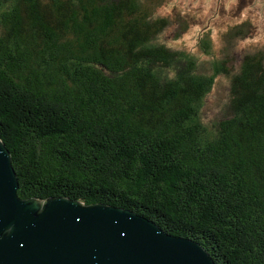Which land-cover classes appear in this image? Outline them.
Wrapping results in <instances>:
<instances>
[{
    "label": "trees",
    "instance_id": "trees-1",
    "mask_svg": "<svg viewBox=\"0 0 264 264\" xmlns=\"http://www.w3.org/2000/svg\"><path fill=\"white\" fill-rule=\"evenodd\" d=\"M162 0H0V140L20 198L133 211L214 264H264V50L159 42ZM218 52V53H219ZM218 75L224 113L203 122Z\"/></svg>",
    "mask_w": 264,
    "mask_h": 264
},
{
    "label": "water",
    "instance_id": "water-1",
    "mask_svg": "<svg viewBox=\"0 0 264 264\" xmlns=\"http://www.w3.org/2000/svg\"><path fill=\"white\" fill-rule=\"evenodd\" d=\"M0 140V264H214L197 242L131 210L67 197L20 198Z\"/></svg>",
    "mask_w": 264,
    "mask_h": 264
},
{
    "label": "rangeland",
    "instance_id": "rangeland-1",
    "mask_svg": "<svg viewBox=\"0 0 264 264\" xmlns=\"http://www.w3.org/2000/svg\"><path fill=\"white\" fill-rule=\"evenodd\" d=\"M155 17H167L169 24L156 39L168 47L181 49L205 61L208 55L198 48L200 36L207 32L213 54L220 55L223 33L229 26L248 23L251 32L234 41L232 52L237 60L245 51L264 50V0H162L154 9ZM219 52V53H218ZM221 56V55H220ZM228 78L218 75L201 107L203 122L218 119L224 113L228 97Z\"/></svg>",
    "mask_w": 264,
    "mask_h": 264
}]
</instances>
